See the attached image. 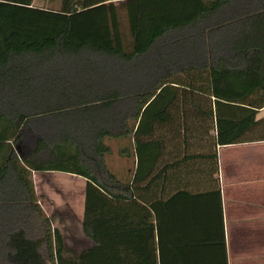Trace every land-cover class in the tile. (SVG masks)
<instances>
[{
    "label": "trees",
    "instance_id": "trees-1",
    "mask_svg": "<svg viewBox=\"0 0 264 264\" xmlns=\"http://www.w3.org/2000/svg\"><path fill=\"white\" fill-rule=\"evenodd\" d=\"M34 1L0 0V264H228L224 239L221 258L182 241L175 192L140 184L161 143L264 142V0ZM107 139L133 144L132 184ZM26 171L86 180L89 249L67 247Z\"/></svg>",
    "mask_w": 264,
    "mask_h": 264
},
{
    "label": "crops",
    "instance_id": "crops-1",
    "mask_svg": "<svg viewBox=\"0 0 264 264\" xmlns=\"http://www.w3.org/2000/svg\"><path fill=\"white\" fill-rule=\"evenodd\" d=\"M210 135L215 137V132ZM115 141L118 162L111 172L122 183L132 184L138 165L134 146L124 140ZM186 143L177 139L166 145L161 143L159 149H147L150 153L159 150L160 156L146 157L140 185L147 187L154 179L147 192L154 198L164 197L163 201L172 192L178 195L176 224L185 244L189 240L203 243L211 239L216 244L215 257L221 258L223 249L219 245L224 239L228 264H264V142L217 146L212 138L204 136ZM38 174H43L41 184L47 182V175H54ZM66 175L57 178L61 182L72 179L77 189L72 190L70 201L54 200L56 205L52 202L53 218L58 225L75 221L82 229L87 182ZM52 195L62 201L60 193ZM62 206L72 213V220L59 211Z\"/></svg>",
    "mask_w": 264,
    "mask_h": 264
},
{
    "label": "rangeland",
    "instance_id": "rangeland-1",
    "mask_svg": "<svg viewBox=\"0 0 264 264\" xmlns=\"http://www.w3.org/2000/svg\"><path fill=\"white\" fill-rule=\"evenodd\" d=\"M35 1H36L35 5L39 7L49 8V9L59 8V0H35ZM125 32H127L126 28H125ZM262 117H264V110L259 115V118H262ZM115 142H118V141L107 139L105 142L112 149L111 155L106 157L107 165L110 170H112L115 162H118V158L115 155V152H117L116 151L117 145L114 144ZM26 173H27L26 174L27 179L29 180V183H31L32 188L35 192V196L39 202L40 208L46 217L48 216L54 217L53 215L55 213V210L52 207L56 205L54 200H56L57 203H63V202H67L68 200L70 201L71 199H73L72 190L77 189V185L73 184L72 179H70V181L61 182L59 181L60 178H57V177H61L57 175L67 176L66 174L53 173L54 175L52 174L51 176L47 175V178H48L47 182L43 183L44 184L43 185L41 184L42 183L41 176L43 174H38V173L34 174L31 172H27V171ZM55 192L60 193L62 201H60L56 196L52 195ZM75 200L78 201L79 198H76ZM52 202L54 205L52 204ZM59 211H61L64 215H66L67 213V209L65 208V206H62ZM67 215L69 217H66V218H68V220H72V218H70L72 216V213H67ZM57 222H55V225L61 230L64 236V239H65L66 245L69 249L73 250L77 254H80L83 250L89 248L91 244L89 241H86V238L83 235V231L80 225H78L75 221L74 223L64 224V225H58Z\"/></svg>",
    "mask_w": 264,
    "mask_h": 264
}]
</instances>
